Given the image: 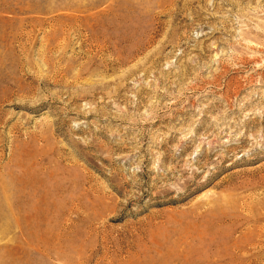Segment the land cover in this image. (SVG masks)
Listing matches in <instances>:
<instances>
[{"label": "rangeland", "instance_id": "374dc122", "mask_svg": "<svg viewBox=\"0 0 264 264\" xmlns=\"http://www.w3.org/2000/svg\"><path fill=\"white\" fill-rule=\"evenodd\" d=\"M0 264H264V0H0Z\"/></svg>", "mask_w": 264, "mask_h": 264}]
</instances>
